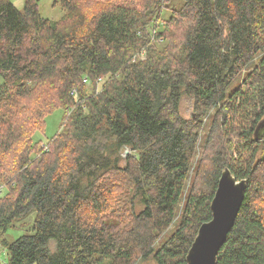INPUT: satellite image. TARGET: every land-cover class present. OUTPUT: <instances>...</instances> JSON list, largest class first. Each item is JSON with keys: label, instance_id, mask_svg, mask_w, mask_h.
<instances>
[{"label": "trees", "instance_id": "16d2710c", "mask_svg": "<svg viewBox=\"0 0 264 264\" xmlns=\"http://www.w3.org/2000/svg\"><path fill=\"white\" fill-rule=\"evenodd\" d=\"M92 3L61 0L51 21L35 0L21 11L0 0L7 264H186L224 169L246 188L216 264H264V0ZM184 94L191 119L179 116ZM56 109L57 133L33 143ZM210 111L211 166L183 198ZM33 210V234L6 240Z\"/></svg>", "mask_w": 264, "mask_h": 264}, {"label": "rangeland", "instance_id": "374dc122", "mask_svg": "<svg viewBox=\"0 0 264 264\" xmlns=\"http://www.w3.org/2000/svg\"><path fill=\"white\" fill-rule=\"evenodd\" d=\"M12 1L13 5L17 10L21 11L23 9L24 0H10ZM36 1V0H35ZM90 1V0H89ZM104 0H92L94 3V6L96 7L98 4H101L100 2ZM39 14H41L42 17L47 18L51 21H57L59 20L65 13V9L61 5V0H37L36 1ZM92 3V4H93ZM93 6V5H92ZM103 8V7H102ZM257 61V59L254 60L253 64ZM249 69L243 70L239 76L233 81L230 91L233 89H236L239 87L241 79L243 78L246 73H248ZM3 82L2 77H0V84ZM179 116L183 119H191V117L194 116V100L192 97L188 95H182V98L179 103L178 108ZM214 111H210L206 117H204L201 120L202 127L200 130V135L198 139V144L195 149V154L192 159V165L190 167V171L187 177L185 190L183 194V198L187 195V192L190 190L191 185L193 183V180L195 178V171L197 169V166H199L201 163L202 167L204 169H208L211 166V152L213 151V145L209 144L208 148L205 147V142L209 133L210 124H211V118ZM63 111L61 109H56L52 114L46 116L45 118V127L43 132H35L32 137V142H41L46 143L50 138L54 136V134L57 133L59 130V125L61 123V120L63 118ZM129 154V149H125L123 151V157ZM9 154H4L0 152V158L2 159L3 163L7 159ZM4 172H2V176L4 178H7L6 173L5 176L3 175ZM200 178V177H199ZM199 178L196 179L197 184L199 183ZM107 184H111V181H108ZM113 185L116 187V183L114 181ZM116 196V195H114ZM264 206V204H263ZM138 211L141 209L139 206H137ZM36 216V212L33 210L31 211L25 218L22 220H19V222L14 223V227L7 230L4 238L8 240L9 242H13L17 238L23 236V235H31L33 234V224H34V218ZM180 214H177L176 220H178L180 217ZM179 221H175L170 228L161 236L160 240L157 243V246L162 244L166 239L169 238V236L177 229ZM49 249L51 252L55 250V242L53 240H50ZM7 251L2 248L0 249V264H7ZM136 264H155L151 259L147 260H138Z\"/></svg>", "mask_w": 264, "mask_h": 264}, {"label": "water", "instance_id": "95a60500", "mask_svg": "<svg viewBox=\"0 0 264 264\" xmlns=\"http://www.w3.org/2000/svg\"><path fill=\"white\" fill-rule=\"evenodd\" d=\"M37 1V0H36ZM246 181L224 169L210 204L211 219L203 223L186 253V264H216L217 255L232 229L244 199Z\"/></svg>", "mask_w": 264, "mask_h": 264}, {"label": "crops", "instance_id": "0c3cea01", "mask_svg": "<svg viewBox=\"0 0 264 264\" xmlns=\"http://www.w3.org/2000/svg\"><path fill=\"white\" fill-rule=\"evenodd\" d=\"M0 249H2V247Z\"/></svg>", "mask_w": 264, "mask_h": 264}, {"label": "built area", "instance_id": "2783aa9c", "mask_svg": "<svg viewBox=\"0 0 264 264\" xmlns=\"http://www.w3.org/2000/svg\"><path fill=\"white\" fill-rule=\"evenodd\" d=\"M0 248H1V246H0Z\"/></svg>", "mask_w": 264, "mask_h": 264}]
</instances>
